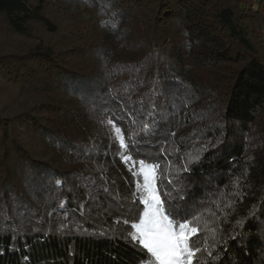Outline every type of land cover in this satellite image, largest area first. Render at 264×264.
Here are the masks:
<instances>
[{
    "label": "trees",
    "instance_id": "trees-1",
    "mask_svg": "<svg viewBox=\"0 0 264 264\" xmlns=\"http://www.w3.org/2000/svg\"><path fill=\"white\" fill-rule=\"evenodd\" d=\"M0 23L32 40L0 47V264H148L140 160L194 264H264V2L0 0Z\"/></svg>",
    "mask_w": 264,
    "mask_h": 264
},
{
    "label": "snow or ice",
    "instance_id": "snow-or-ice-1",
    "mask_svg": "<svg viewBox=\"0 0 264 264\" xmlns=\"http://www.w3.org/2000/svg\"><path fill=\"white\" fill-rule=\"evenodd\" d=\"M147 130L148 125H145V131ZM115 132L121 148H126L121 129L117 127ZM161 151L163 152V149ZM131 159V156L123 157L125 162ZM159 169V163L140 160L139 170L133 172L134 176L142 177V183L138 181L136 188L139 201L143 204V212L139 214L138 222L131 225L134 231L129 233V238L143 253V260H147L148 264H194L202 249L195 246L192 237L200 230L191 226L192 222L180 213L166 212L157 184L161 178ZM175 216H181V219H174ZM195 219L197 217L194 216L193 220ZM124 223L127 224L128 221Z\"/></svg>",
    "mask_w": 264,
    "mask_h": 264
},
{
    "label": "rangeland",
    "instance_id": "rangeland-1",
    "mask_svg": "<svg viewBox=\"0 0 264 264\" xmlns=\"http://www.w3.org/2000/svg\"><path fill=\"white\" fill-rule=\"evenodd\" d=\"M250 1L252 2L254 8H256V7L258 8L260 6V4L262 2H264V0H250ZM51 15L57 16L56 15V6H54V5L51 8ZM36 31L40 32L41 29L38 28ZM0 35H1V37H0V47H4L5 45H2V44H5V43H7V42H9L11 40H14L15 44H17V45L29 44L32 41V40L26 39V38L15 37L9 30H6L4 28L2 23H0Z\"/></svg>",
    "mask_w": 264,
    "mask_h": 264
}]
</instances>
